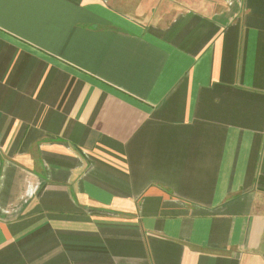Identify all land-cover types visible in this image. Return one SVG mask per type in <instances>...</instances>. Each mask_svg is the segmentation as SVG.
Instances as JSON below:
<instances>
[{
	"label": "crops",
	"instance_id": "0c3cea01",
	"mask_svg": "<svg viewBox=\"0 0 264 264\" xmlns=\"http://www.w3.org/2000/svg\"><path fill=\"white\" fill-rule=\"evenodd\" d=\"M151 2L0 0V264H264V0Z\"/></svg>",
	"mask_w": 264,
	"mask_h": 264
},
{
	"label": "rangeland",
	"instance_id": "374dc122",
	"mask_svg": "<svg viewBox=\"0 0 264 264\" xmlns=\"http://www.w3.org/2000/svg\"><path fill=\"white\" fill-rule=\"evenodd\" d=\"M149 2H150V4H152V2H151V0H148ZM182 1H185V0H175V2H178V3H180V2H182ZM189 2H190V5L189 6H194V4H196V0H189ZM176 5V4H175ZM149 7H150V5H149ZM181 8H183V9H186V6H183V7H181ZM174 9V10H173ZM176 8H172V11L173 12H176V10H175ZM183 9H181V10H183ZM154 10V8L152 7V8H149L146 12L147 13H150V11H153ZM162 10V9H161ZM163 10H165V9H163ZM171 9H167V11L168 12H170V14H172L173 12H171L170 11ZM155 11V10H154ZM169 14V15H170Z\"/></svg>",
	"mask_w": 264,
	"mask_h": 264
}]
</instances>
